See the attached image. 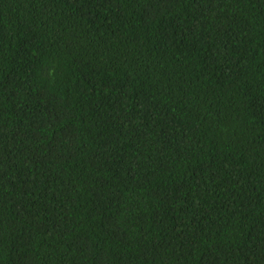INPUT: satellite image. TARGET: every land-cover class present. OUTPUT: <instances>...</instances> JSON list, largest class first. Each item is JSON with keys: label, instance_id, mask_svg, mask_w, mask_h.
<instances>
[{"label": "trees", "instance_id": "trees-1", "mask_svg": "<svg viewBox=\"0 0 264 264\" xmlns=\"http://www.w3.org/2000/svg\"><path fill=\"white\" fill-rule=\"evenodd\" d=\"M0 264H264V0H0Z\"/></svg>", "mask_w": 264, "mask_h": 264}]
</instances>
